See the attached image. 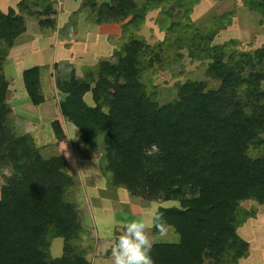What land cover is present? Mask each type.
Segmentation results:
<instances>
[{
  "label": "trees",
  "instance_id": "1",
  "mask_svg": "<svg viewBox=\"0 0 264 264\" xmlns=\"http://www.w3.org/2000/svg\"><path fill=\"white\" fill-rule=\"evenodd\" d=\"M199 0H81L79 11L97 24L121 25L123 42L115 62L100 61L76 77L70 67L58 73L59 114L73 123L79 146L102 137V172L110 186L158 207L176 241L152 244L155 264H238L248 243L238 228L253 215L244 201L264 204V45L242 51L238 42L211 46L217 30L229 23L224 13L200 29L191 21ZM264 21V0H243ZM22 15L50 16L49 0H23ZM34 9H39L34 11ZM165 33L149 45L138 34L148 12ZM40 28L52 25L39 20ZM26 31L23 17L0 12V264H90L83 246L87 227L71 196L74 179L58 154L44 158L32 137L9 125L8 81L4 63L15 39ZM205 60V75L217 82L187 80L166 104L155 97L148 76L183 56ZM44 72L26 69L22 82L30 103L42 105ZM90 93L93 106L84 101ZM64 138L59 121L51 123ZM152 234L162 232L152 227ZM62 240V255L52 258L51 242Z\"/></svg>",
  "mask_w": 264,
  "mask_h": 264
},
{
  "label": "rangeland",
  "instance_id": "2",
  "mask_svg": "<svg viewBox=\"0 0 264 264\" xmlns=\"http://www.w3.org/2000/svg\"><path fill=\"white\" fill-rule=\"evenodd\" d=\"M16 2L17 0H8L6 3V6L13 7L15 13ZM59 7H62L61 1H59ZM227 12H232L233 16L229 17V23H224L217 30L210 43L212 47L223 45L231 40L237 41V48L242 51L255 50L264 45V21L259 13L246 8L243 5V0H204L197 6L190 18L196 27L205 29L208 23ZM158 13L159 9L150 11L146 15L145 24L138 31V34L143 36L149 45L162 41L165 36V33L159 30L156 23ZM31 18L33 19L31 21L39 22V17ZM26 27L28 30L25 37L26 35L30 36L29 42L32 43L33 41L34 43L31 44V48L35 47L36 53L25 54L24 52L20 57L21 52H15L10 57L9 52L4 63V75L9 84L7 103L12 107L9 115V125L18 135H30L44 158L58 154L65 156L69 174L74 179L71 196L77 204L84 225L87 227L83 246L88 245L90 248L86 251L85 257H89L92 264H113V258H108L106 255L107 249L110 252L115 243H110L112 240L110 241V238L105 240V238L112 236L114 231H117L116 235H122L123 230H118L120 226L122 224L126 226L127 222L134 217L136 218L140 211H144L146 218L149 217L150 219L149 214L155 208L178 206V204L177 202L161 200L148 202L130 195L122 188L115 189L111 187L109 184L110 178L102 172L100 165L103 149L102 137L89 140L90 144L88 146H79L77 143V133L79 134L77 128L73 123L71 124L61 117L64 138L57 139L55 137L51 123L59 118L58 102L60 94L57 96L54 87L57 72L54 71L55 74H53L52 70H49L53 76L47 79V85L44 84L43 86L46 87L44 90L46 91V105L40 108L31 106L22 83L20 71L33 65L40 66L44 60L40 61L39 58L44 56V53H38L36 42L38 38L35 37L37 25L33 26L29 20H26ZM18 41H20V38ZM18 41L15 45L18 44ZM122 42L123 38L120 36L118 43L114 44V56H107L110 62L117 60ZM19 50L21 51V48ZM178 53L183 56L179 62L166 69L156 67L154 69L156 73L148 76L153 81L155 97L161 105L168 103L176 96L177 85L180 83L182 84L187 80L211 81L205 75L207 61L191 59L186 49L179 50ZM59 67L61 72L66 69L63 64ZM74 68L76 69V67ZM76 72L79 74L78 69H76ZM211 84L214 88L218 86V83L214 81H211ZM85 101L91 104L89 95ZM5 165L2 164L0 167V187L4 182L3 172L8 174ZM241 208L253 213V215L237 230V234L241 239L248 243V256L245 259H240L238 264H264V204L259 205L254 201H244L241 203ZM153 237L156 242L177 240V236L169 231L158 236L153 235ZM61 247L62 240L60 238H56L51 242L50 255L52 258L61 255Z\"/></svg>",
  "mask_w": 264,
  "mask_h": 264
},
{
  "label": "crops",
  "instance_id": "3",
  "mask_svg": "<svg viewBox=\"0 0 264 264\" xmlns=\"http://www.w3.org/2000/svg\"><path fill=\"white\" fill-rule=\"evenodd\" d=\"M7 1L8 0H0V12L3 14H7L10 10L14 12V10L12 9L13 7L6 6ZM21 1L22 0H17V2L15 3L17 7L15 6L16 13L14 12V14L23 17L25 27H26V20H29L30 24H33V26L37 25V29L35 31L36 32L35 37L38 38V40L36 41L38 44V53L39 52L44 53V56L40 57L39 60L40 61L44 60V62H42L40 66L38 65L36 66L40 67L42 72H44L45 74L43 76L44 84H46L47 79L53 76L52 72L53 74H55L54 71L57 72L55 75L56 76L55 80H56V78L58 77V73L60 72L59 66L61 64L65 65L66 67H70L74 75L80 78L82 77L83 68L93 67L100 61H109L107 56H111V55L114 56L115 54L113 51V48H115L114 44L118 43V39L121 36L120 24L111 23V24L97 25L88 21L87 13L84 11H79L81 0H49L51 5L53 6L54 12L51 13V15L48 17L39 16V20H45L48 18L52 21V25L49 26L48 28H43V29L40 28V26L38 25V21H31L33 19L30 16L21 14L20 8H18L20 4L19 2ZM59 1H61L62 3L61 8L59 7ZM202 1L204 2V0H199V2L192 7V13L190 14V16H192L193 12H195V9L197 8V6H199L202 3ZM101 2H109V0H103V1L101 0ZM38 10L39 9H34V11H38ZM27 30L28 28L26 27V31L15 39L14 44L10 50V57H12V53L15 52L16 53L21 52L20 57H22L24 52L25 54L26 53L33 54L35 52V47L31 48V44L33 43V41L32 43L29 42L30 36L26 35L25 37ZM19 38L20 41H18ZM16 41H18L17 45H15ZM100 43L102 44V46ZM19 48H21V51L19 50ZM36 66L33 65L29 68ZM74 67L78 69L79 74H77L76 69ZM29 68H23L20 71L21 79H22L23 71ZM49 70H52V72H50ZM54 87L55 90L57 91L56 92L57 96L60 94V99H61L62 94L56 89V86ZM88 95L90 96L91 104L85 101ZM44 97H45L44 103L36 108H40L41 106L46 105L47 100L45 93H44ZM84 101L87 105L93 106L90 93L84 95ZM60 117L63 118L59 114V118H57V120L60 122L61 125L62 123ZM63 119L66 120L65 118ZM66 121L69 122L68 120ZM79 135L80 133L79 134L77 133V140L79 138ZM67 167H68V163H67ZM155 211H157L156 208L155 210H152V212L149 214L150 219L149 217L148 219L146 218L145 216L146 213L144 211L143 212L140 211L136 218L134 217V215H132V217H134L133 219H142L146 222L147 224L146 230H148L146 232L152 244L154 243L155 239L152 234V227L150 221H151V214ZM124 228H125V224H122V226H120L118 230H124ZM116 234L117 231H114V234L112 236L108 238L105 237L104 238L105 240H108L110 238V241L112 240L110 243L112 242L115 243L116 239L119 237ZM106 244H108V242H106ZM108 251L109 250L107 249L106 256H108V258H112V254H111L112 250H110V252ZM60 254L62 255V247ZM86 259L87 261H89L90 264H92V260H89V257L88 258L86 257Z\"/></svg>",
  "mask_w": 264,
  "mask_h": 264
},
{
  "label": "clouds",
  "instance_id": "4",
  "mask_svg": "<svg viewBox=\"0 0 264 264\" xmlns=\"http://www.w3.org/2000/svg\"><path fill=\"white\" fill-rule=\"evenodd\" d=\"M150 222L151 227L159 232L172 230V226L166 222L162 212H153ZM146 228L147 224L142 219L127 222L123 234L116 239L112 248L113 264H155L150 255L152 243Z\"/></svg>",
  "mask_w": 264,
  "mask_h": 264
}]
</instances>
